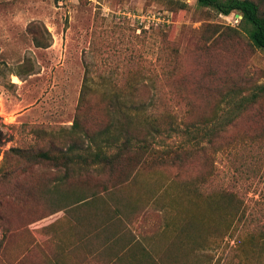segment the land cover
Returning a JSON list of instances; mask_svg holds the SVG:
<instances>
[{"label":"rangeland","instance_id":"rangeland-1","mask_svg":"<svg viewBox=\"0 0 264 264\" xmlns=\"http://www.w3.org/2000/svg\"><path fill=\"white\" fill-rule=\"evenodd\" d=\"M240 20L197 0H0V264H264V96L202 144L185 133L264 82ZM122 127L113 164H63Z\"/></svg>","mask_w":264,"mask_h":264},{"label":"trees","instance_id":"trees-1","mask_svg":"<svg viewBox=\"0 0 264 264\" xmlns=\"http://www.w3.org/2000/svg\"><path fill=\"white\" fill-rule=\"evenodd\" d=\"M197 2L202 6L213 7L219 14L230 15L233 12H238L242 15L240 21L241 24L244 25V29L246 30L251 43L255 47L264 50V13L261 11L259 3L255 0H197ZM86 90L87 86L84 85V93L82 92V96H85ZM262 96H264V82L255 86L254 91L250 95L242 96L239 91H229L223 96V100L226 104L225 111L222 115L210 125L194 126L191 129L187 128L185 133L190 137L188 141L194 143L193 145H199L202 144L205 139H210L211 136L215 137L220 134V132L225 130L231 122H233L243 111H245L249 104L256 102L258 98ZM77 126L78 123L74 122L73 128H76ZM170 129V131H175L173 128ZM117 131V138L109 140L106 138L107 142H104L103 145H97L98 148L89 154L77 152L70 154L68 150H74L76 148H83L88 151L92 150V148L88 149L83 146L79 147L80 144L75 142L74 145L67 148L63 153V164H68L73 161H87L90 157L97 163H103L106 165L113 164L114 156L108 154L104 148L113 146L112 140L116 141L124 138V141H121V144L125 149H129L128 145L131 144V139L133 137L131 132L124 127L117 128ZM152 132L154 134L160 133V129L153 127ZM98 135H109V131L105 129L100 131ZM141 142H143V140H141ZM41 156L48 160L53 159L48 152H42Z\"/></svg>","mask_w":264,"mask_h":264},{"label":"water","instance_id":"water-1","mask_svg":"<svg viewBox=\"0 0 264 264\" xmlns=\"http://www.w3.org/2000/svg\"><path fill=\"white\" fill-rule=\"evenodd\" d=\"M241 18H242V15H241Z\"/></svg>","mask_w":264,"mask_h":264}]
</instances>
